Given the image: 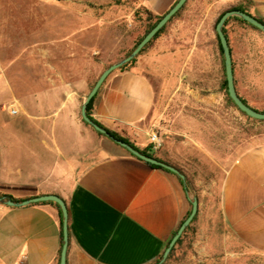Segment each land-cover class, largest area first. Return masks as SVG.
<instances>
[{"label": "crops", "instance_id": "crops-1", "mask_svg": "<svg viewBox=\"0 0 264 264\" xmlns=\"http://www.w3.org/2000/svg\"><path fill=\"white\" fill-rule=\"evenodd\" d=\"M46 24L36 29L33 82L15 102L25 119L15 124L13 149L0 138V191L17 198L61 196L68 207L67 264H152L191 210V196L174 172L155 168L110 138L96 136L80 120V16L85 9L60 0H31ZM172 0L169 6L175 2ZM238 0H212L230 8ZM249 12L264 21V0H250ZM226 10V9H225ZM62 13L69 28L57 29L49 12ZM43 64L45 70L39 69ZM151 78L139 67L111 73L100 87L92 116L110 129H126L139 148L150 145L159 113ZM196 149L210 153L191 131ZM144 137V139H142ZM146 137V138H145ZM163 141V140H162ZM10 144V143H8ZM152 151H154L152 149ZM210 155V154H209ZM163 160L170 157L161 156ZM166 161V160H165ZM199 199L197 217L214 222L253 250L264 252V142L241 151L225 169L216 219ZM62 226L57 207L0 203V261L4 264H60Z\"/></svg>", "mask_w": 264, "mask_h": 264}, {"label": "rangeland", "instance_id": "rangeland-1", "mask_svg": "<svg viewBox=\"0 0 264 264\" xmlns=\"http://www.w3.org/2000/svg\"><path fill=\"white\" fill-rule=\"evenodd\" d=\"M60 1L87 12L80 16V29L84 28L80 30V79L85 81L79 98L81 120V105L101 72L134 49L149 25L169 10L172 0ZM211 3L187 0L128 68L139 67L156 88L159 115L153 127L163 145L154 154L170 157L165 160L186 175L191 199L198 196L203 204L208 203L215 220L225 169L241 151L264 142V122L243 115L227 99L224 55L215 26L228 8L211 7ZM238 3L250 6L249 0ZM33 6L37 4L31 0H0V138L7 142L4 152H12L15 124L26 118L22 112L10 114L9 107L18 108L15 100L26 97L19 92L33 82L36 66L30 62L35 31L39 28L44 38L47 35L43 31L47 21L35 15ZM49 13L57 29L71 26V16L64 22L61 12ZM226 31L237 91L253 107L264 110V31L235 18L229 20ZM39 69L45 70L43 64ZM178 109L181 128L190 130L210 155L196 149L190 137L175 133ZM114 130L131 140L126 129ZM192 224L183 244L162 264H264V252L238 242L230 233L222 237V228L214 222L205 226L197 217Z\"/></svg>", "mask_w": 264, "mask_h": 264}, {"label": "water", "instance_id": "water-1", "mask_svg": "<svg viewBox=\"0 0 264 264\" xmlns=\"http://www.w3.org/2000/svg\"><path fill=\"white\" fill-rule=\"evenodd\" d=\"M186 1L187 0H176V2L161 17V19L141 39V41L136 45V47L131 51L130 54H128L126 57H124L120 61L115 62L109 65L108 67H106L101 72L97 80L95 81L94 85L92 86L87 96L85 97L83 104L81 105V116L83 120L87 122L88 124H90L96 131L100 132L101 134H104L105 136L113 140L114 142L118 143L119 145L124 147L126 150H128L132 155L138 157L139 159H142L154 165L161 166L163 168H166L176 173L178 176H180V178L183 181L186 180V175L178 167L156 156L147 155L143 153L142 151H140L139 149L135 148L130 143L117 138L112 133H110L106 128L96 123L90 117L87 111V107L90 101L92 100V98L97 94L98 90L100 89L104 81L107 79V77L114 70L130 62L134 57H136L140 53V51L154 38V36L169 22V20L184 6ZM230 16H239L262 31H264V22H262L261 20H259V18L253 16L250 13H247L241 9L233 8V9H229L225 11L220 16L215 26L217 35L219 37V40H220V43L223 49V54H224L226 84H227V92H228L229 97L233 100V102L237 105V107L241 111L245 112L248 116L255 118V119H264V112L257 110L253 108L252 106L248 105L246 102H244L242 98L239 96L236 86H235L232 52H231L228 38L226 36V33L224 32L225 22ZM44 201L56 202L61 208L62 217H63L62 218L63 245H62L61 254H60V264H67V249H68V245L70 241V236H69V222H68L69 213H68V207H67L65 200L57 194H42V195L22 199L19 201H15L11 198H6L4 196L0 197V203H4V204H7L13 207H20V206H25V205H29L32 203L44 202ZM198 209H199L198 196H193L191 199L190 213L183 220L177 232L172 236L171 240L169 241L167 247L165 248L162 254V258L155 264H162L167 259L168 255L170 254L173 247L176 245L179 238L182 236L185 229L191 224L194 217L198 213Z\"/></svg>", "mask_w": 264, "mask_h": 264}, {"label": "trees", "instance_id": "trees-1", "mask_svg": "<svg viewBox=\"0 0 264 264\" xmlns=\"http://www.w3.org/2000/svg\"><path fill=\"white\" fill-rule=\"evenodd\" d=\"M249 2H250V4H251V1L249 0ZM249 7L250 6H247V5H244L243 3H238V4H236V5H233V6H231L230 8H228V9H226L225 11H227V10H229V9H233V8H237V9H241V10H243V11H245V12H247V13H250L249 12ZM183 8V7H182ZM182 8L169 20V22L154 36V38L141 50V51H143L149 44H151V42L155 39V38H157L164 30H165V28L167 27V25L173 20V18L174 17H176L179 13H180V11L182 10ZM225 11H223L222 13H221V15L225 12ZM251 14V13H250ZM220 15V16H221ZM163 16V15H162ZM162 16H160V17H158L157 18V20L154 22V23H152V24H150L149 25V27H148V29L146 30V32H145V34L143 35V37L150 31V29L161 19V17ZM220 18V17H219ZM219 18H218V20H219ZM232 18H235V19H238V20H240V21H242V22H244V23H246V24H248V25H250V26H252V27H254V28H256V29H258L257 27H255V26H253L252 24H250L249 22H247L246 20H244V19H242L241 17H239V16H230L227 20H226V22H225V25H224V32L226 33V36H227V38H228V35H227V31H226V25H227V23L229 22V20L230 19H232ZM217 20V21H218ZM259 20H261L262 22H264L262 19H259ZM217 33V32H216ZM218 36V35H217ZM142 37V38H143ZM142 38H140L139 39V41L137 42V44L141 41V39ZM219 38V37H218ZM228 41H229V39H228ZM136 44V45H137ZM136 47V46H135ZM134 47V48H135ZM231 48V47H230ZM219 49H220V51H221V53L223 54V49H222V46H221V43H220V40H219ZM231 52H232V50H231ZM131 53V52H130ZM129 53V54H130ZM224 55V54H223ZM135 59H136V57H134L130 62H128V63H126V64H124V65H122L121 67H119L118 69H120V70H125V69H129L128 68V66H130L131 64H133V62L135 61ZM225 66V65H224ZM233 69H234V67H233ZM234 77H235V73H234ZM105 82V81H104ZM223 86H224V88L225 89H227V84H226V73H225V78H224V80H223ZM235 86H236V79H235ZM236 89H237V87H236ZM99 91V90H98ZM238 92V91H237ZM98 93V92H97ZM239 94V93H238ZM97 95V94H96ZM96 95L92 98V100L90 101V103L88 104V107H87V111H88V114L90 115V117L96 122V123H98V124H100L101 126H103L104 128H106L110 133H112L114 136H116L117 138H119V139H121V140H124V141H126V142H128V143H130L131 145H133L135 148H137V149H139L140 151H142L143 153H145V154H147V155H150V156H156L155 154H154V152L152 151V146H151V144L149 145V146H147V147H145V148H139L137 145H135L134 144V142L133 141H131L128 137H126V136H123V135H121L118 131H116V130H114V129H110V128H108V127H106V126H104L103 124H101L96 118H94L93 116H92V106H93V102H94V99H95V97H96ZM239 96L242 98V100L244 101V102H246L248 105H250V106H252L250 103H248V101L244 98V97H242L240 94H239ZM227 99H228V101L233 105V106H235V107H237V105L233 102V100L229 97V95H228V92H227ZM253 107V106H252ZM238 108V107H237ZM253 108H255V109H257V110H260V111H263L264 112V110H261V109H258V108H256V107H253ZM239 109V108H238ZM240 110V109H239ZM240 112L243 114V115H245V116H247V117H249L245 112H243V111H241L240 110ZM255 119V118H254ZM81 120H82V122L84 123V124H86V125H89V126H91L90 124H88L87 122H85L84 120H83V118H81ZM257 121H261V122H264V119H256ZM92 127V126H91ZM93 128V127H92ZM94 129V128H93ZM95 130V129H94ZM96 131V130H95ZM97 133H99L100 135H103V136H105L104 134H101L100 132H98V131H96ZM131 154V153H130ZM132 155V154H131ZM134 156V155H133ZM136 157V156H135ZM156 157H158V156H156ZM138 158V157H137ZM159 158V157H158ZM161 159V158H160ZM146 163H148L149 165H151L152 167H155V168H160V169H163V170H166V171H169V172H171L170 170H168V169H166V168H163V167H161V166H158V165H154V164H151V163H149V162H146ZM183 181V180H182ZM184 183H185V186H186V188L189 190V188H188V184H187V178H186V180L184 181ZM6 197V198H11V199H13V200H15V201H19V200H22V198H17V197H14L13 195H11V194H7V193H4V192H1L0 191V197ZM37 203H51V204H53V205H55L56 207H57V209H58V211H59V214H60V219H61V226H62V211H61V208H60V206L56 203V202H53V201H44V202H37ZM190 213V212H189ZM196 218H197V214H196V216L194 217V219H193V221L191 222V224L185 229V231L183 232V234H182V236L179 238V240L177 241V243H176V245L173 247V249L171 250V252H170V254L168 255V257H167V259L165 260L166 262L165 263H168L170 260H171V258L173 257V255H174V253H175V251H176V249L179 247V246H181L182 244H183V242H184V240H185V238L187 237V235H188V233L190 232V230H191V227H192V223L196 220ZM176 232H177V230H176ZM176 232H174V234L176 233ZM62 236H63V232H62ZM169 243V242H168ZM168 243H167V245H168ZM167 245H166V247H167ZM162 258V254L159 256V258L154 262V263H152V264H155L156 262H158L160 259Z\"/></svg>", "mask_w": 264, "mask_h": 264}, {"label": "built area", "instance_id": "built-area-1", "mask_svg": "<svg viewBox=\"0 0 264 264\" xmlns=\"http://www.w3.org/2000/svg\"><path fill=\"white\" fill-rule=\"evenodd\" d=\"M18 112H19V109L16 108L15 106L9 107L10 114H18ZM150 144L154 151L158 150L163 145L162 138L156 131H152L150 133Z\"/></svg>", "mask_w": 264, "mask_h": 264}]
</instances>
